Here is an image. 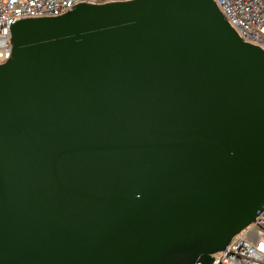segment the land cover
I'll return each instance as SVG.
<instances>
[{"label": "water", "instance_id": "obj_1", "mask_svg": "<svg viewBox=\"0 0 264 264\" xmlns=\"http://www.w3.org/2000/svg\"><path fill=\"white\" fill-rule=\"evenodd\" d=\"M0 65V264H212L264 210V51L213 0L81 4Z\"/></svg>", "mask_w": 264, "mask_h": 264}, {"label": "built area", "instance_id": "obj_2", "mask_svg": "<svg viewBox=\"0 0 264 264\" xmlns=\"http://www.w3.org/2000/svg\"><path fill=\"white\" fill-rule=\"evenodd\" d=\"M134 0H0V65L12 56V27L26 19L57 17L81 4ZM240 39L264 51V0H213ZM212 264H264V210L235 236Z\"/></svg>", "mask_w": 264, "mask_h": 264}]
</instances>
